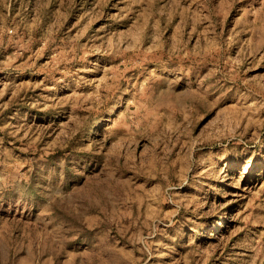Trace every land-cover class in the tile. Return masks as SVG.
I'll use <instances>...</instances> for the list:
<instances>
[{
  "label": "rangeland",
  "instance_id": "obj_1",
  "mask_svg": "<svg viewBox=\"0 0 264 264\" xmlns=\"http://www.w3.org/2000/svg\"><path fill=\"white\" fill-rule=\"evenodd\" d=\"M0 264H264V0H0Z\"/></svg>",
  "mask_w": 264,
  "mask_h": 264
},
{
  "label": "trees",
  "instance_id": "obj_2",
  "mask_svg": "<svg viewBox=\"0 0 264 264\" xmlns=\"http://www.w3.org/2000/svg\"><path fill=\"white\" fill-rule=\"evenodd\" d=\"M111 111H112V109H111ZM96 123H97V121H94L93 123H91V128H92V126H95ZM91 128L89 130H91ZM228 222H229V220H228V218H226L225 223L227 224ZM211 233L212 232H210L209 230H207L206 233H205L206 237H210Z\"/></svg>",
  "mask_w": 264,
  "mask_h": 264
}]
</instances>
